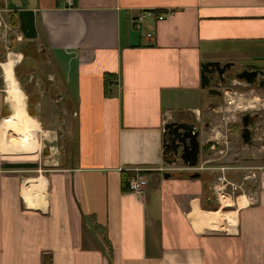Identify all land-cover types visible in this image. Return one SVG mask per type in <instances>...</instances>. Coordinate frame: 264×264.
<instances>
[{
    "label": "crops",
    "instance_id": "crops-1",
    "mask_svg": "<svg viewBox=\"0 0 264 264\" xmlns=\"http://www.w3.org/2000/svg\"><path fill=\"white\" fill-rule=\"evenodd\" d=\"M0 12L17 52L46 51L74 99L68 165L29 175L0 164V264H41L43 254L51 264H264V171L255 189L207 209L212 176L174 167L165 177L175 164L163 145L169 121L194 122L202 147L222 131L201 63L264 73L243 65L264 53V0H0ZM105 74L116 76L110 96ZM12 124L0 87L3 137ZM32 135L12 151H37ZM136 166L149 169L142 197L122 188Z\"/></svg>",
    "mask_w": 264,
    "mask_h": 264
},
{
    "label": "rangeland",
    "instance_id": "rangeland-1",
    "mask_svg": "<svg viewBox=\"0 0 264 264\" xmlns=\"http://www.w3.org/2000/svg\"><path fill=\"white\" fill-rule=\"evenodd\" d=\"M14 33L9 23V16L3 15L0 17V64L7 59L9 54H19V62L15 63L13 71L15 67H18L16 75L14 71V76L24 94L25 110L28 113V109H30L35 113V105L41 100V97L43 98V104L39 115L35 116L34 114V116H31L28 113L37 123L38 131L32 135L30 142L37 143L38 150L29 155L13 152L12 149L18 147L17 138H24L25 136H22L20 132H17V128H14L15 130L13 131L10 129L4 131L3 137V130L0 128V164L1 166L5 165L10 168L26 170L27 174L34 175L44 172L43 170L58 168L63 163L64 165L70 163L69 154L72 140L69 136L71 135V127H73L74 120L72 114L67 115L65 110L72 111L69 104L71 106L74 105V99L67 100V95L63 92L64 84L60 80V71L57 70L52 56L44 53L46 52L44 50L36 49L31 56L23 58V54L17 52L20 46L16 44L18 42ZM243 65L264 70V53L256 59L245 60ZM48 75H55L57 78L54 81H49L47 79ZM260 76H264V73ZM232 80H229L228 83L219 88L221 94H207V97L213 101L212 103L220 109L217 113L212 110L209 113L220 120L222 131H220L219 135L210 133L207 136L208 147L205 148L201 145L199 152L200 163L195 169L200 168L202 165L201 161L212 155V152L209 151V145L211 141H216L218 146L224 150V159L227 163L252 166L259 173V171H264V85L248 84L245 81H237V79L233 82ZM0 87L4 89V98L8 115H10L12 106L6 100V83L2 75L1 65ZM35 91L37 92L35 93ZM58 113L61 115H58ZM246 113L253 120L248 125L251 131L250 145L244 144L241 137L243 129L241 119ZM209 116L204 121H209ZM24 120L27 122V118ZM175 162V165H172L171 168L166 167V173L174 172V167H181L187 173H192L190 171L193 170L186 169L187 166L181 159ZM207 173L213 176L210 171ZM207 173L202 172V174H205L203 176L208 179L207 182H209L211 176L208 177ZM246 187L247 190L249 188L255 189L256 182L248 184Z\"/></svg>",
    "mask_w": 264,
    "mask_h": 264
},
{
    "label": "built area",
    "instance_id": "built-area-1",
    "mask_svg": "<svg viewBox=\"0 0 264 264\" xmlns=\"http://www.w3.org/2000/svg\"><path fill=\"white\" fill-rule=\"evenodd\" d=\"M67 7H72L74 0H64ZM149 14V13H148ZM145 13H139L132 21V27L134 29H141V25L144 19ZM164 18L163 13H156V19L161 20ZM152 33H147V36H151ZM209 151L212 155L207 156L201 161L200 168L195 169L199 165V161L191 169L190 172H211L213 173L212 183L209 187L210 200L215 203L222 201L225 196H230L232 199L237 198L241 194H245L247 185L258 181L263 171H256V168L248 165L230 164L224 159L225 152L218 146V142H210ZM211 154V153H210ZM147 167H132L128 169L132 174L127 178L126 185L127 190L135 193L137 196L142 197L147 187ZM260 170V168H258ZM205 175V174H202ZM208 175V173L206 174ZM246 189V190H245Z\"/></svg>",
    "mask_w": 264,
    "mask_h": 264
},
{
    "label": "water",
    "instance_id": "water-1",
    "mask_svg": "<svg viewBox=\"0 0 264 264\" xmlns=\"http://www.w3.org/2000/svg\"><path fill=\"white\" fill-rule=\"evenodd\" d=\"M233 63H225L223 65H220L219 61H206L201 63V87H209L210 85V79L214 77L215 74L218 75V77H222V82L226 81L227 75L229 76H235V79L245 81L248 84H258L260 86L264 85V76L261 79H258L259 75L263 74V71L261 70H248V69H241L239 71H236L234 74V70H230V66H232ZM216 67V68H215ZM217 72H216V71ZM228 70L230 72L228 73ZM219 91L209 88L208 93L210 94H216ZM242 125L243 129L241 131V137L244 144L250 145L251 144V131L248 128V125L250 123V116L248 113L244 114L242 116ZM170 128H173L174 130L181 129L182 132L185 134L184 141H178L182 144L181 152L179 153V159L182 160V162L188 166L193 167L198 162V153L200 151V143L197 139V132L195 131V123L194 122H167L164 125V133H163V145H164V152H165V161L168 164L174 163L177 161V150L175 144V148L173 151V155L171 157H167V152L169 150V147L174 144L175 139H168L166 141L165 138V131L169 130ZM180 132V131H179ZM188 140V141H187ZM170 174L165 173L164 176L168 177ZM189 177L191 178H197L201 177V174L198 172H192L190 173Z\"/></svg>",
    "mask_w": 264,
    "mask_h": 264
},
{
    "label": "bare ground",
    "instance_id": "bare-ground-1",
    "mask_svg": "<svg viewBox=\"0 0 264 264\" xmlns=\"http://www.w3.org/2000/svg\"><path fill=\"white\" fill-rule=\"evenodd\" d=\"M18 59V55L12 54L8 56L7 60L2 62L0 65L2 75L6 83V100L12 106V118L15 120L13 121L14 124H12V126L13 128H17V131L23 133V136L28 138L38 130L37 124L33 118L28 117L26 114L24 95L14 76L13 67ZM24 118H27V122H25V120L23 121ZM19 123L20 126H18Z\"/></svg>",
    "mask_w": 264,
    "mask_h": 264
},
{
    "label": "flooded vegetation",
    "instance_id": "flooded-vegetation-1",
    "mask_svg": "<svg viewBox=\"0 0 264 264\" xmlns=\"http://www.w3.org/2000/svg\"><path fill=\"white\" fill-rule=\"evenodd\" d=\"M226 63H229V62H226ZM225 63H221L220 62V65H223ZM216 68V67H215ZM233 69L235 72L234 74L236 73V71H239L241 70L242 68H236L234 67L233 65L230 66V70ZM230 70H228V73L230 72ZM216 71V70H215ZM217 72V71H216ZM263 76H260L258 77V79H261ZM222 79H223V76L222 77H218L217 74L214 75V77L212 79H210V85L209 87H207V89L209 88H212V89H215L217 91H219L218 93L214 94V95H217V94H221V91L219 90V88H221L222 85H224L225 83H228L229 80H232V79H235V76H229L227 75V77L225 78L226 81H223L222 82ZM224 80V79H223ZM169 122H172V121H169ZM173 122H189V121H184V120H181V121H173ZM191 122V121H190ZM253 120L250 119V123H252ZM209 122L208 121H205L203 124V128L205 130L209 129L210 126L208 124ZM180 131V132H179ZM195 131L197 132V139L200 143V129L197 127L195 128ZM165 138H166V141H168V139H175V142L174 144H172L170 147H169V150L167 152V157H171L173 155V151H174V148H175V144H177L176 146V150H177V156H175L177 158V160H179V153L181 152V149H182V144L181 142H178V141H184V138H185V134L182 132L181 129L179 130H174L173 128H170L169 130H166L165 131ZM188 141V140H187ZM200 150H201V144H200ZM200 152V151H199ZM198 160H199V153H198ZM176 162H174L173 164H175Z\"/></svg>",
    "mask_w": 264,
    "mask_h": 264
},
{
    "label": "trees",
    "instance_id": "trees-1",
    "mask_svg": "<svg viewBox=\"0 0 264 264\" xmlns=\"http://www.w3.org/2000/svg\"><path fill=\"white\" fill-rule=\"evenodd\" d=\"M29 48L28 49H23V50H20L21 53L23 54V57H27V56H31L35 51H36V46L35 44H28L27 45ZM17 69L18 67H15L14 68V71H15V75L17 73ZM116 85V76L114 74H105L104 75V94L105 96H110L112 95L113 93V89ZM28 113L31 115V116H34V113L28 109ZM205 148L208 147V144H206L204 146ZM132 173L130 171H124L122 172V176H123V179H122V188L124 190H127V185H126V181H127V178L131 175ZM208 191H206L205 193V208H210V209H215L217 208V204L215 203H212L210 202V195L209 193H207ZM110 251V250H109ZM110 255V253L108 252L107 256ZM41 264H51V258H50V255L49 254H43L42 255V258H41Z\"/></svg>",
    "mask_w": 264,
    "mask_h": 264
}]
</instances>
